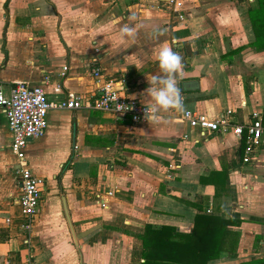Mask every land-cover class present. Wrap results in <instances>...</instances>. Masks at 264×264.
I'll return each instance as SVG.
<instances>
[{
  "label": "crops",
  "instance_id": "crops-1",
  "mask_svg": "<svg viewBox=\"0 0 264 264\" xmlns=\"http://www.w3.org/2000/svg\"><path fill=\"white\" fill-rule=\"evenodd\" d=\"M181 1L180 19L168 0H0V86L40 85L59 101L71 94L92 99L112 80L122 95L150 106L148 79L164 75L155 52L167 45L183 57L175 78L184 110L218 117L231 108L237 123L256 110L264 129V41L254 45L249 17L256 0ZM125 25L131 33L122 32ZM182 112L161 109L157 122L134 124L84 107L50 110L43 135L25 150L43 178L27 244L18 165L0 109V264H148L146 226L188 232L198 213L239 221L228 226L240 233L238 244L207 264L264 258V141L241 165L238 138L229 132L199 139ZM220 172L226 192L216 198ZM210 174L215 185L206 181ZM108 191L113 195L101 207L95 194Z\"/></svg>",
  "mask_w": 264,
  "mask_h": 264
},
{
  "label": "built area",
  "instance_id": "built-area-1",
  "mask_svg": "<svg viewBox=\"0 0 264 264\" xmlns=\"http://www.w3.org/2000/svg\"><path fill=\"white\" fill-rule=\"evenodd\" d=\"M168 1L181 19L183 2L181 0ZM96 62L97 58L95 57L93 63ZM67 71L68 66H62L59 72L60 78L65 77ZM91 73L99 79L101 77L100 67L94 65ZM113 84L112 80L103 81L97 87V93L92 99H84L81 94H71L59 101L49 100L44 88L40 85H29L26 82L18 81L10 84L7 90L0 86V109L5 115L11 133V151L15 155L18 165L16 173L20 194L17 203L20 208L21 227L24 233H27L25 243L29 244V233L39 209L43 185V178L37 176L29 167L25 150L30 140L38 139L43 135L50 110L75 111L84 107L128 116L134 124L148 121L145 119V107L148 106L137 98L122 95L113 87ZM55 90L60 91V84L56 85ZM118 106L127 110L117 111ZM233 113V109L227 108L218 117H211L205 113L186 109L183 110L181 118L190 128L196 130L199 139L207 138L213 133H232L242 142L241 165H248L253 161L264 141L261 113L256 110L251 111L249 120L244 123L232 121ZM159 118L158 115V120ZM112 195V191L103 195L95 194V199L101 207H106L107 201ZM206 212L209 213L210 209H207Z\"/></svg>",
  "mask_w": 264,
  "mask_h": 264
},
{
  "label": "trees",
  "instance_id": "trees-1",
  "mask_svg": "<svg viewBox=\"0 0 264 264\" xmlns=\"http://www.w3.org/2000/svg\"><path fill=\"white\" fill-rule=\"evenodd\" d=\"M257 7L249 10L250 21L252 22L255 34L254 45L264 41V0H256ZM260 16L258 19L256 16ZM262 45V44H261ZM220 183L215 185V178ZM210 174L215 185L214 197L219 198L226 192V174ZM238 220L221 218L215 214H196L190 231H176L170 226L153 228L146 226L148 234L142 236L144 243V256L148 264H207L210 260L218 258L221 251L232 250L238 244L240 233L228 229V226L238 225ZM150 227V228H149ZM158 240L149 242L148 235ZM176 251V253H175ZM171 252L173 255H158ZM156 254V255H155ZM239 264H264V258L254 259L250 262Z\"/></svg>",
  "mask_w": 264,
  "mask_h": 264
},
{
  "label": "clouds",
  "instance_id": "clouds-1",
  "mask_svg": "<svg viewBox=\"0 0 264 264\" xmlns=\"http://www.w3.org/2000/svg\"><path fill=\"white\" fill-rule=\"evenodd\" d=\"M122 32L131 33L132 29L125 25ZM155 56L164 75H154L151 80L148 79L150 87L145 92L147 97L154 101L153 104L145 107V119L150 123L158 121V113L161 109L164 111L169 109L184 110L183 96L178 80L175 78L178 74L182 75L183 57L167 45H162L156 50ZM126 110L122 106L117 107V111Z\"/></svg>",
  "mask_w": 264,
  "mask_h": 264
},
{
  "label": "water",
  "instance_id": "water-1",
  "mask_svg": "<svg viewBox=\"0 0 264 264\" xmlns=\"http://www.w3.org/2000/svg\"><path fill=\"white\" fill-rule=\"evenodd\" d=\"M64 207H66L65 204H64ZM64 211H65V214L67 216V219L69 220L67 209L65 208ZM69 226H70L71 232L73 233L72 225L70 222H69Z\"/></svg>",
  "mask_w": 264,
  "mask_h": 264
}]
</instances>
